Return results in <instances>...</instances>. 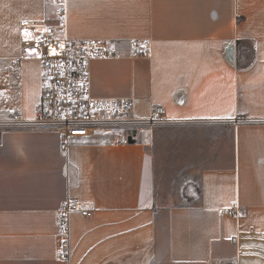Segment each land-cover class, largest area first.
<instances>
[{"label": "crops", "instance_id": "crops-1", "mask_svg": "<svg viewBox=\"0 0 264 264\" xmlns=\"http://www.w3.org/2000/svg\"><path fill=\"white\" fill-rule=\"evenodd\" d=\"M55 17L49 0H0V264H264V0H68L71 37L126 51L150 39L152 54L90 65L91 95L135 99L139 139L98 134L65 150L31 122L42 70L21 53V22ZM159 105L165 124L193 126L205 156L195 202L165 219L146 121ZM68 199L94 213L71 215L64 260L56 214Z\"/></svg>", "mask_w": 264, "mask_h": 264}, {"label": "built area", "instance_id": "built-area-1", "mask_svg": "<svg viewBox=\"0 0 264 264\" xmlns=\"http://www.w3.org/2000/svg\"><path fill=\"white\" fill-rule=\"evenodd\" d=\"M56 7V19L43 25L24 20L21 26L29 30L30 37L21 38L23 56L39 58L42 80L41 99L33 110L34 128L58 132L62 138L61 149L65 150L75 139L90 138L98 134H110L125 145L139 139L140 122L136 116L133 97H96L90 93V65L95 59L150 56V39H131L128 51L111 40L73 38L68 32V0H49ZM22 57L11 59L8 65L19 72ZM166 108L156 106L149 124L165 121ZM13 120L19 121L15 115ZM236 217L244 210L235 205L230 209ZM78 212L92 217L94 211L77 199L66 200L58 209L56 224L59 258L68 260L71 250L70 217Z\"/></svg>", "mask_w": 264, "mask_h": 264}, {"label": "rangeland", "instance_id": "rangeland-1", "mask_svg": "<svg viewBox=\"0 0 264 264\" xmlns=\"http://www.w3.org/2000/svg\"><path fill=\"white\" fill-rule=\"evenodd\" d=\"M25 37H30L23 34ZM156 153V202L160 218L165 219L168 209L179 204L194 203L199 194V168L205 156L199 144L192 140L193 126L157 123Z\"/></svg>", "mask_w": 264, "mask_h": 264}, {"label": "snow or ice", "instance_id": "snow-or-ice-1", "mask_svg": "<svg viewBox=\"0 0 264 264\" xmlns=\"http://www.w3.org/2000/svg\"><path fill=\"white\" fill-rule=\"evenodd\" d=\"M25 35H27V33H25Z\"/></svg>", "mask_w": 264, "mask_h": 264}]
</instances>
